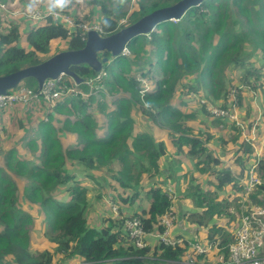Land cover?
<instances>
[{"label": "trees", "instance_id": "16d2710c", "mask_svg": "<svg viewBox=\"0 0 264 264\" xmlns=\"http://www.w3.org/2000/svg\"><path fill=\"white\" fill-rule=\"evenodd\" d=\"M89 1L101 6L97 22L105 35L125 26L119 24L128 11L121 8L130 0ZM137 1L138 9L131 11L128 24L178 0ZM68 31L49 16L46 22L28 30L25 43L30 48H26L19 44L18 24L7 30L1 27L0 75L44 60L39 54L48 53L55 38L67 39L71 49L83 47L81 31L70 37ZM247 41L252 48L247 47ZM148 43L154 47L156 62L147 68L137 67L140 59L143 63L148 60ZM128 48L130 55L99 53L100 58L109 57L103 64L108 74L102 81L100 97L91 92L85 101L81 94L64 95L49 111L46 121L45 117L39 119L34 135L25 130L23 138L13 139L8 152L0 144V264H54V257L63 262L81 257L86 264H179L187 243L170 246L157 240L153 248H139L123 219L108 216L104 219L107 223L98 224V219L91 223L89 218L92 211L95 213L93 200L104 196L118 204L119 213H123L119 204L142 200V208L133 214L142 218L146 231L162 230L163 213H179L173 208L176 197L167 188L179 183H183L179 204L188 199L192 203L190 211H184L187 220L205 228L208 239L220 237L224 245L234 240L228 229L216 223L220 217L234 219L229 209L235 202L228 196L220 197L235 181L234 172L208 147L214 133L202 127H207L209 121L219 127L224 120L208 109L209 104L239 110L244 87L254 88L256 84L264 90V0H203L179 20L163 21L148 35L133 38ZM259 54L261 62L250 60ZM71 69L84 80L97 74L86 63L72 65ZM138 70L153 84L152 90L144 94L136 78ZM233 71H237L236 78L231 76ZM60 83L74 85L75 81L63 75ZM23 85L38 89L34 77L24 79L19 86ZM78 86L92 90L85 81ZM54 112L70 113L76 118L71 123L67 118L58 128ZM99 115L105 119L103 134L99 132ZM252 115L249 110L244 120ZM64 128L75 133L74 143L64 140L60 134ZM229 129L236 138L244 127L234 123ZM161 131L171 141L174 152L168 153ZM22 140L28 143L30 157L16 155L14 149ZM243 150L250 154L253 147L245 143ZM182 156L194 164L179 173ZM237 161L243 164L245 159L239 156ZM164 168L169 172L165 173ZM259 173L264 177V158ZM203 174L212 178L204 183L200 179ZM18 176L24 178V187ZM257 189L252 202L261 204L264 182ZM33 208L43 218L44 236L52 248L33 246L32 231L40 221Z\"/></svg>", "mask_w": 264, "mask_h": 264}, {"label": "built area", "instance_id": "2783aa9c", "mask_svg": "<svg viewBox=\"0 0 264 264\" xmlns=\"http://www.w3.org/2000/svg\"><path fill=\"white\" fill-rule=\"evenodd\" d=\"M0 10L9 13L11 17L19 15L25 19L39 22L40 24L46 22L47 18L51 16L55 21L62 23L69 30V37L73 32L79 29H81L79 31H81L83 38H86L87 31L90 29H95L100 33L103 32L99 22L93 21L95 23H79L70 11L62 13L59 17H54L47 12V8L45 7L44 9L38 8L32 14H29L27 7L13 10V8H9L4 2H0ZM2 24L5 26L6 22L4 21ZM107 74V71L103 68L97 72L95 76L89 77L85 80L86 84L91 87L93 93L99 92V90L103 88L104 84L102 81L107 77ZM62 76L57 79H47L39 90L23 85L11 89L5 94H1L0 108L16 104H30L38 98H42L53 107L56 101L62 99L64 95L83 94V91L79 89V83L75 82L74 85H61L60 80ZM136 78L139 80L140 91L144 94L149 89V80L147 76L142 73H137ZM208 109L221 116V118L228 119L243 127L237 110L228 111L227 109L213 104H209ZM239 172V169L234 171L237 176L236 183L245 189V198H248L250 202L251 193L264 182V179H262V177L255 171L254 167L249 169L245 174H240ZM170 193L172 194L171 191ZM242 199L245 203L244 197ZM109 205L114 215H116L118 219L124 220V226L136 247L141 248L149 245L152 246L149 236H153L165 245L175 246L187 243L188 248L183 259L180 261L182 264H198L199 261L197 256L199 255L202 257H214V260H211L210 263L199 264H264V205H253L242 213L238 223L236 240L230 244L229 256L227 258L224 257L223 253L214 252V255H211L213 250H218L220 248H218L217 243L214 241L215 238L208 239L210 241L205 242L204 240H192L181 235H175L173 233L172 224L173 222H176L178 218L177 214L172 211H167L161 216L160 221L163 225L162 230L146 231L141 217L134 214L125 215L119 213V206L114 202H110Z\"/></svg>", "mask_w": 264, "mask_h": 264}, {"label": "rangeland", "instance_id": "374dc122", "mask_svg": "<svg viewBox=\"0 0 264 264\" xmlns=\"http://www.w3.org/2000/svg\"><path fill=\"white\" fill-rule=\"evenodd\" d=\"M0 2H4V3H6V5L9 8H13V10H16V9L26 8L28 0H6V1L5 0H0ZM45 7L46 6L44 4H41L39 6V9H44ZM100 7H101L100 5L94 4V3H92L89 0H83V3L76 4L74 7H72L68 11L72 12L75 15V18L77 20L83 22V23H94L92 20L99 21L96 18L95 12L96 13L97 12L100 13ZM136 9H138V1L137 0H130V1L125 2L124 5L122 6L121 10H126L128 12H127L126 16L121 18L119 26L120 25H127L129 23V20H128L129 14L131 13V11H134ZM4 21L6 22V27L2 24ZM26 21H28V23H26L22 19H18V17H16V16L11 17V15L9 13H6V12H3L2 10H0V24L2 25L4 30H7L10 27V25H12V24H18V25L20 24L21 36H20V39H19V41H20L19 44H23L25 42L26 32L23 31V29H25L24 27H28L29 28V27H34V26L40 24L39 22L28 20V19H26ZM147 39H149L148 36H147ZM246 45H247L248 48H252V45H251L250 42L247 41ZM25 46H26V48H30L29 46H27V44ZM67 48H68L67 39H56V40H53L50 43V51L48 53H40L39 54V58L46 59L47 57H49L50 55L58 52L59 50H64V49H67ZM145 49L148 50V53L146 54L147 55L146 57H148L147 58L148 60L145 63H143L142 59H140L139 60V65H137V67L141 66V67L147 68L149 63L151 65H153V63L156 62L157 58H156V55L153 53L154 47L151 44L148 43ZM130 52L131 51L128 48L127 52L125 54H129L130 55L131 54ZM139 52H140V54H144L143 49H139ZM256 59H258L260 62L263 60L262 57H261V54L252 56L250 58L251 61L252 60H256ZM154 68H156V66H154ZM158 68L159 67L157 66V70L156 71H158ZM227 71H229L228 68H227ZM138 73L141 74L142 71L138 70ZM236 74H237V71H233L231 76L235 77ZM262 80H264V79H262ZM79 89H81L83 91V94H81V95H83L85 101H87L90 98V93L93 92V91H91V90L85 91L81 87H79ZM95 93H96L97 96L100 97V93L99 92H95ZM202 93H205V92L203 91ZM243 93L245 94V96H242L241 99H240L239 110H240L241 118L244 119V118H247L249 110H252V114H254L255 111L253 110V104L255 102L258 103L259 107L262 106L261 97L264 100V90L261 89V87H260V89L257 88L256 84H255L254 88L251 87L250 85H247V87H244ZM190 95H191V93H190ZM187 97H188V95H187ZM189 102H190V104L193 105L191 107L195 106V104H193V100H190ZM45 117H47V116H45ZM67 118L69 119V121L71 123V122L74 121V119L76 117L74 115L70 114V113L57 112V113H55L54 123L57 125L58 128H61L63 126V123L66 121ZM43 119H44V121H46L48 119V117L47 118H43ZM98 121L100 122V125L102 126V128L99 129V132L103 134L104 131H105V119H104V116L103 115H99ZM224 124H226V125H224ZM231 124H234V123H232L230 120H227V119L222 120L221 126H219L218 127L219 129L217 130V132L214 133V134H216V137L214 138L215 140L213 139L208 144V147L209 148L211 147L213 153L214 152L215 153H219L220 150L224 149L223 153L229 154L230 151H232L234 149V147H235V149H237V143L235 141H233L232 139H229V137H228V133H231V131L229 129V125H231ZM25 130H27L28 133H32L33 132V129H32V127L30 125H27ZM155 130H156V128H155ZM65 133L68 136L69 135H74L73 131H70V130H68L66 128H64L60 134H65ZM238 133L240 134V136H242L241 132H238ZM231 134H234V133H231ZM32 135H34V133H32ZM68 136H66L67 139H68V142L70 141V143H74L75 140L73 141L72 139H69ZM240 140H242V137L240 139L236 140V141L239 143ZM233 145H234V147H233ZM11 146H12L11 144H8V146L6 147L5 150L8 149L7 152L11 151V149H9V148H11ZM170 146L171 145L169 144V147ZM14 150L16 151L17 157H30L31 156L30 149H29V146H28V143L26 142V140H22L20 142V144L18 145V147H16ZM220 157H221L223 163H226V162H224L225 158H223L222 156H220ZM145 178H146V176L144 177V179ZM18 179H19V181H21L23 183V187H24L25 183H26L24 178H22L21 176H18ZM201 179H202V176H201ZM89 180H91V179H89ZM145 181H146V179H145ZM182 187H183V183H179V184H176V185L168 186L167 188L170 189V191L172 192V194L174 196H178V195L182 194ZM18 189H19V194H20L21 193V188L19 187ZM253 191L255 192V191H257V189H255ZM232 194H234L233 189H231V187H229L227 189V191L226 190L224 191L223 195H225V196H222V194H221L220 197L223 198V197H227L228 196L230 198V196ZM244 194L245 193L243 192V197L245 199V203H244V200L242 198H239V199H236V200L233 199V198H230V200L235 202V203H231L230 209H229L232 213L235 214L233 220H230L227 217H220V218H218L216 220L217 224L219 223L225 229H228L229 231H232L233 233H234L235 229L237 228V225H238V222H239V217L242 216V213L244 211H246L249 207L255 205V204H251L249 202L248 198H245ZM20 198H21L22 203L26 206V199H25L24 195L21 194ZM261 200L263 202L262 204H264V195H261ZM93 203H95V205H97V208L100 211V215H99L98 221H96V222H98V224L101 223V222L107 223V221L106 220L104 221V219L106 217H108V215H109L108 212L107 211L104 212L103 205H100L99 201H94L93 200ZM119 205H121L123 213L131 214V213H133L135 211L133 207L140 206V207H138L137 210H140L142 208L141 207L142 206V200H137L134 204L121 203ZM256 205H261V204H256ZM25 206H23V207H25ZM126 209H128V210H126ZM31 211L35 214L36 219L39 218V220H40L39 221V225L37 226L38 228H36V229H34L32 231V238H33L34 247L35 248H39L41 246L48 247V245H50L49 244L50 242L48 241V239L45 236H43V233H44L43 231L45 230L43 218H42V216L39 215V213L37 211V208H33ZM89 218H90V222L91 223H95L94 222V219H95L94 218V211H92L89 214ZM176 222H173L172 228L175 227ZM206 232H207V230H206ZM199 238L201 240H204L205 242L206 241H210V240H208V238L206 239L204 235L203 236H199ZM233 239H234V234H233ZM156 240H157V238L152 239L151 240V244L153 245ZM214 252L215 251L213 250L211 252V255H214ZM202 260L205 263H210L211 262V257H209V256L202 257ZM74 261H75V258H72V260L69 261V262L71 264H73Z\"/></svg>", "mask_w": 264, "mask_h": 264}, {"label": "crops", "instance_id": "0c3cea01", "mask_svg": "<svg viewBox=\"0 0 264 264\" xmlns=\"http://www.w3.org/2000/svg\"><path fill=\"white\" fill-rule=\"evenodd\" d=\"M97 14H99V12H97V13L95 12L96 18H97ZM16 17H18V19H22L26 23H28V21H26V19L24 17L19 16V15H16ZM97 20H98V18H97ZM93 21H96V20H93ZM20 28L21 27L19 24V30H20V36H21V29ZM24 28L25 29H23V31L26 32V34H27L28 30L31 29V27H29V28L24 27ZM56 39H63V38H55L53 40H56ZM25 41H26V37H25ZM22 45H26L25 42ZM261 104H262V106H260V107H259L257 102H255L253 104V110L255 112L249 119H246V120L241 118L240 110H237L239 112V117H240L241 123L243 124V127H244L243 131H241L242 136H240V134L237 132L238 137L234 138V136H233L234 134L228 133L229 139H232L233 141H235L237 143V149H235V147L233 145L234 149L232 151H230L229 154L223 153L224 149L220 150L219 153L214 152L215 154H218L219 157L222 156L223 158H225L224 162H226V163H224V164L228 165L233 172L236 169H239L240 174H245L246 172H248L249 169L254 167L255 171L260 175L259 163H260V160L262 158H264V100L262 99V97H261ZM48 105L42 98H38V99H35L34 101H32L30 104H26V105L16 104V105H12V106L5 107V108H0V126H1L0 127V144H2V146H3L2 148L6 149L8 144L12 145L13 144L12 141L15 137H17L18 139L23 138L24 133H26L25 129H26L27 125H30L32 127L33 131H35L34 128L37 127V123H38L39 119L42 117H45V116L49 117L48 113L50 110H52V107L50 105L49 106ZM28 111H30V112H28ZM47 117H45V118H47ZM249 120H251V123L248 124ZM203 129L204 130L209 129L210 132L215 133V132H217V130L219 128L212 125L209 121L207 127L203 126ZM32 133H28V134H32ZM61 135H63L65 137L64 140L68 142V139L66 137L68 135L66 133L61 134ZM75 136L76 135L74 133V135H69L68 137H69V139H72L74 141ZM161 136H162L161 138L164 139L166 142V145L168 148V153L170 154L171 152H174V147H172L171 141L167 137L166 133L162 132ZM215 137H216V134H214L213 139ZM241 137H242V140H240L238 143L236 140L240 139ZM68 143H70V141ZM245 143L252 145V147H253L252 153L244 154L243 149H244ZM169 144L171 145L170 147H169ZM185 150L187 151V148H185ZM239 156L244 157L245 161L243 164L238 163L237 158ZM181 159H182V167L178 171L179 173L184 172L193 163V161L190 163V161H188V159L186 157L182 156ZM220 159H221V157H220ZM163 171L165 173L169 172V170L167 168H164ZM201 176H202V179H201ZM201 176H200V179L204 183L207 181V179L212 178L210 175H207V174H203ZM234 176H235V181L228 185V188L231 187V189H233V192H234V194H232L230 196V198H233V199L243 198V192L245 189L243 187L237 185L236 173H234ZM260 176L262 177V179H264L262 174ZM170 186H172V185H170ZM257 191H258V189H257ZM257 191L251 193V201L250 202L252 204H255V205L260 204V203L252 202V199H253L252 195L257 194ZM181 195L175 196L176 198L174 200L175 205L173 206V208L174 209L177 208V210H179V213L178 214L176 213L178 219H177V222L175 224V227L173 228V233L175 235H181V236H184V237L192 239V240L197 239V240L203 241L199 238V236H203V235L207 239L208 236H207L206 229L201 228L197 224L190 222L184 216V211L185 212L190 211L188 207H192V203H191L190 199H188V200H184V203L181 201V203L179 204V196H181ZM110 202H114V201L108 196L107 197L104 196L101 200H99V204L103 205L104 212L107 211L109 214L108 216L116 217V215H114V213L110 209V205H109ZM95 203H94V205H95ZM261 205H264V204L261 203ZM133 208L135 211L138 209V207H133ZM126 210H128V209H126ZM137 211H139V210H137ZM133 213H131V214H133ZM124 214L126 215L128 213H124ZM99 215H100V211L97 208V205H95L94 218L98 219ZM239 219H240V217H239ZM237 228H238V225H237ZM236 229H235V231H236ZM235 231H234V233L232 231H230V232L232 234H235ZM43 236H44V233H43ZM154 238L155 237H153V236H149L150 242ZM215 239L220 240L222 242V239L220 237H215ZM154 244L150 247L153 248L155 246ZM33 246H34V243H33ZM44 248H52V245L50 244V245H48V247H45V246L39 247V249H44ZM214 251H216V249ZM263 255H264V251H263ZM73 258H75V261L73 264H86L85 261L81 257H73ZM197 259H198V256H197ZM71 260H72V258L66 260V262H63L60 260L59 257H54V263L55 264H71L69 262ZM211 260L213 261L214 257H211ZM198 261H199L198 264L199 263H205L203 260L201 261V259Z\"/></svg>", "mask_w": 264, "mask_h": 264}, {"label": "water", "instance_id": "95a60500", "mask_svg": "<svg viewBox=\"0 0 264 264\" xmlns=\"http://www.w3.org/2000/svg\"><path fill=\"white\" fill-rule=\"evenodd\" d=\"M203 0H178L171 5L162 6L143 15L133 23L127 24L111 34H102L95 29L87 31L85 44L81 48L60 50L41 62L24 66L12 72L0 75V95L17 88L21 82L34 77L39 90L49 79H57L68 75L76 83L84 82V78L71 69L72 65L86 63L96 72L104 68L108 56L99 57L102 51H108L112 56L123 54L128 49V43L133 38L148 34L157 24L167 20H179L192 6L199 5Z\"/></svg>", "mask_w": 264, "mask_h": 264}, {"label": "clouds", "instance_id": "9594fccd", "mask_svg": "<svg viewBox=\"0 0 264 264\" xmlns=\"http://www.w3.org/2000/svg\"><path fill=\"white\" fill-rule=\"evenodd\" d=\"M81 3H83V0H28L26 7L28 13L32 14L34 11H36L39 8L41 4H44L49 14L53 15L54 17H59L62 13L70 10L76 4H81ZM1 27L2 25L0 24V28ZM102 34H104V32H102Z\"/></svg>", "mask_w": 264, "mask_h": 264}, {"label": "bare ground", "instance_id": "6f19581e", "mask_svg": "<svg viewBox=\"0 0 264 264\" xmlns=\"http://www.w3.org/2000/svg\"><path fill=\"white\" fill-rule=\"evenodd\" d=\"M76 21L77 22H79V23H82L81 21H79V20H77L76 19ZM95 23V22H94ZM79 29V28H78ZM155 29V28H154ZM79 30H81V29H79ZM148 78V77H147ZM148 80H149V89L146 91V92H149V91H151L152 90V88H153V84H152V82H151V80L148 78ZM169 191H170V189H168ZM238 229V228H237ZM237 229H236V231H235V234H234V240L232 241V242H230L228 245H224V244H222V242L220 241V240H216V239H214V241L217 243V245H218V250L216 249V253H223L224 254V257L225 258H227L228 256H229V246H230V244H232L235 240H236V233H237ZM146 247H150V246H144V247H141V248H146ZM228 251V253L227 254H225V251ZM260 255H261V249H260ZM178 263H180V261H178ZM180 264H182V263H180Z\"/></svg>", "mask_w": 264, "mask_h": 264}]
</instances>
